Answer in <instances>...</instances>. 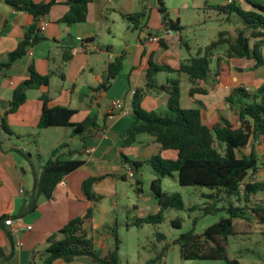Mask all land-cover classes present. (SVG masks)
Instances as JSON below:
<instances>
[{
  "label": "crops",
  "instance_id": "crops-1",
  "mask_svg": "<svg viewBox=\"0 0 264 264\" xmlns=\"http://www.w3.org/2000/svg\"><path fill=\"white\" fill-rule=\"evenodd\" d=\"M46 1L35 0L36 3ZM210 3L213 4L211 6L220 5L216 1L207 5ZM242 7L252 10L247 4H242ZM143 8L146 15L142 23L146 24L142 30H132L122 15L134 14ZM66 11L64 5L53 6L50 13L41 19L46 23L45 30L39 32L41 41L10 68L0 71V125L9 110L14 89L29 77L30 68L41 76L50 75L48 87L28 90L24 104L6 117V125L13 136H8L0 129V218L6 215L13 223L11 227L3 226L4 230L0 228V247L9 253L10 245L5 231L11 233L14 241L13 257L9 260L0 259V264H42L48 237L57 233L69 221L82 217L89 208L93 209L88 227L93 247L101 257L107 256L115 249L120 213L118 195L121 193L120 181H124L120 177L125 176L124 159L146 163L157 155L171 160L177 156L174 151L161 150L149 136L141 135L137 138V144L124 147L123 136L133 120L130 114L122 116L111 107L116 101H123L129 107L135 90L145 88L149 58L157 65L172 69H177L181 62L187 60L183 58L178 43L180 34L176 38H166L165 47L150 41L155 31H162V26L158 6L151 5L149 0H92L86 21L72 26L60 23ZM155 12L156 19L152 23ZM226 17L227 23L231 24L222 31H226L228 38L233 41L236 32L245 31V27L236 16ZM120 22L126 23V28ZM33 25L38 30L32 16L16 12L0 0V65L7 62L8 54L16 50L18 43ZM158 36L160 40L165 39L162 34ZM245 36L251 47L259 44L257 51L261 57L264 53V37L251 38L248 32H245ZM169 40H172L175 47L170 45ZM68 51L71 54L70 60L64 62V55ZM121 55L124 56L122 70L107 90L99 88L107 82L108 64ZM261 60L262 63L256 66L253 57L227 58L224 49H219L213 53V67L205 81L191 83L184 74L162 72L157 75V83L163 85L167 78H177L180 107L198 109L207 127L221 124L222 120L236 126L238 118L225 100L237 87L249 92L264 87L262 57ZM190 89L204 90L206 94L190 95ZM44 94L48 97L47 108L62 107L75 112L71 118L72 123L78 124L87 117H96L97 124L103 125L104 129L84 142L80 136L71 137L69 128L40 130L38 121L43 110L40 98ZM142 107L146 111L165 113L167 95L164 92L148 91ZM13 138L36 142L38 147L47 139H52L53 144L45 151L38 148L34 155L40 165L48 160L53 150L63 145L67 146L61 151L64 158L84 161L79 169L67 175L56 186L51 200L41 199L31 213L27 211L33 176L29 164L17 151L32 155L29 150L12 141ZM253 147L260 155L264 153L259 143H254ZM87 148L93 150L90 155L84 152ZM144 166L143 170L146 168ZM154 177V174L149 173V183ZM90 178H101L90 189L91 194L100 200L91 201L82 191V184ZM137 196L136 201L128 198L132 208L124 207L126 228L128 221L144 219L159 211L156 201L149 204L150 198L144 195L142 188ZM69 264L94 263L89 258H79Z\"/></svg>",
  "mask_w": 264,
  "mask_h": 264
},
{
  "label": "trees",
  "instance_id": "trees-1",
  "mask_svg": "<svg viewBox=\"0 0 264 264\" xmlns=\"http://www.w3.org/2000/svg\"><path fill=\"white\" fill-rule=\"evenodd\" d=\"M206 4L209 1H223L224 4L210 6L214 10L223 13L225 16L234 15L241 20L244 30L236 32L233 41L228 38L226 31H220L216 40L212 41L204 49L202 56L189 58L180 63L177 69L169 66H160L148 60L146 70L145 88L137 89L133 93L129 114L132 117V124L123 136V146L131 147L137 144V138L141 135L149 136L159 145L163 151H174L176 158L163 159L160 155L153 157L146 163L130 162L124 159L126 168L132 173L135 179L138 171L143 165H148L154 179L150 183V192L155 199L159 211L154 216L144 219H137L135 224L160 223L163 213L168 209L181 211L184 204L181 197L176 194L162 192V181L175 175L180 186L206 188L210 192L203 194L206 200L203 209L204 215L226 212L227 218H220L218 221L207 227L201 235L194 232L193 228L178 236L175 244L179 248L180 257L183 260H211L221 261L222 264H240L237 260L231 259L227 255L226 246L228 238L236 234L234 220L247 221L250 225H259L264 228V203L248 207V203L260 193H264V178L259 179L257 174L264 167V153L260 155L253 147L254 143H259L264 151V87L258 88L254 92H249L242 87H237L231 91L225 102L228 107L235 112L238 118L236 126L228 121L222 120L221 124L207 127L198 109H183L180 107V87L177 78H167L165 84L157 83L159 73L184 74L191 83L195 81H205L211 72V59L216 50L224 49L225 57L256 59V66L262 63L258 54V45L251 47L245 32L251 38L264 37V0H203ZM3 2L16 12L26 13L32 16L35 24L40 18L47 16L55 5H64L66 13L60 23L66 26L84 23L87 19L88 7L92 0H47L36 3L35 0H3ZM158 12L161 15L162 29L179 33L182 27L179 20L173 22L167 15L166 9L161 0H157ZM242 4H247L252 10H245ZM145 8L141 11L122 15V19L132 30H142L146 22ZM227 19V18H226ZM178 34V35H179ZM153 35H159L155 31ZM172 39V38H170ZM165 39L159 41L165 47ZM41 39L36 25L28 29L24 38L18 43L15 51L8 54V60L0 65V71L6 70L18 59L27 54L28 50L37 45ZM170 45L173 44L169 40ZM89 42V41H86ZM262 42V41H261ZM180 48L182 39L179 36ZM201 53V52H200ZM71 54L68 51L64 55V62L70 60ZM124 56L121 55L110 62L107 67V82L99 88L107 90L111 81L120 73L123 66ZM50 75L41 76L31 67L29 77L19 84L13 92L9 110L2 118L0 129L8 136H13L6 125V117L22 106L26 100V92L31 89L48 87ZM164 92L167 95V111L159 114L146 111L142 107V102L147 92ZM190 95L195 93L206 94L200 89H190ZM43 110L38 121V128L46 130L50 128H69L71 137L80 136L82 142L93 134H98L103 125L97 124L96 117H87L78 124L71 122L75 114L73 110L54 107L47 108L48 97L44 94L41 98ZM66 145L60 146L50 153L48 160L42 165L38 159V167L31 163V156L17 151L30 166L33 176V186L31 190V201L27 213L33 212L41 199L51 200L56 186L70 173L79 169L84 161L81 159H67L61 154L66 149ZM86 150V149H85ZM84 150V152H85ZM81 154L80 152H77ZM40 165V166H39ZM124 181L129 178L126 171L125 176L120 177ZM101 178H90L82 184V191L87 199L91 201L100 200L91 194V186ZM139 180L134 181L133 190L136 194L141 193ZM243 205L244 207H241ZM248 208V209H247ZM246 210L252 213L254 218L252 223L246 216ZM93 217V209L89 208L82 217H77L65 224L57 233L47 239V248L44 250L42 264H69L79 258H89L94 264H118L119 240L115 236V249L107 256L101 257L93 247L90 236L89 224ZM10 217L3 215L0 218V228L4 230V222ZM171 226L180 228V220L171 221ZM240 233L247 234L243 231ZM251 234V233H249ZM261 234H264L261 231ZM9 241L10 251L0 247V259L9 260L14 254V241L11 233L5 231ZM157 240L164 241V235L155 234ZM168 249L164 245L161 249L156 246L152 248L153 257L145 264H159Z\"/></svg>",
  "mask_w": 264,
  "mask_h": 264
},
{
  "label": "rangeland",
  "instance_id": "rangeland-1",
  "mask_svg": "<svg viewBox=\"0 0 264 264\" xmlns=\"http://www.w3.org/2000/svg\"><path fill=\"white\" fill-rule=\"evenodd\" d=\"M161 1L163 2L168 17L173 22L179 20L180 26L182 27L180 37L182 43L186 44V47L185 45H182L181 47L184 59L202 56L205 47L217 39L218 32L227 29L231 24L227 23V17L223 13H220L213 8H208V6L213 4L210 3L207 5L202 0ZM149 2L151 5L158 6L157 0H149ZM222 3L223 1H216V4ZM155 19L156 12L152 16V23ZM120 23L126 28V23ZM176 37H178V34L173 32V38ZM172 46L175 47L174 45ZM261 57L264 61V53ZM212 67L213 65L211 64L210 68L212 69ZM12 141L16 142L18 146L24 147L30 151L32 155L30 160L34 167H38L39 164L37 157L34 156L38 148H40L41 151H45L54 142L52 139H47L45 143L43 142L42 145L38 147L36 142L32 143L28 140L22 141L13 138ZM26 163L28 165V162ZM26 163L23 161V164L26 165ZM144 167H146L144 170L142 167L138 171L135 179L127 178L123 182L120 181L121 193L118 195L120 213L118 231L116 232L119 240L117 252L118 264H145L146 261L153 257L151 251L153 247L156 246L158 249H161L166 244L168 245V249L160 264H222L221 261H190L183 260L180 257L179 248L175 244V241L180 234L186 233L193 228L194 221V232L196 235H201L207 227L218 221L220 218H227L229 215L222 211L216 214L204 215L203 209L206 200L202 195L207 194L210 191L206 188L180 186L175 175L170 178H165L162 181V192L178 194L184 204V209L181 211L173 209L166 210L162 215L160 223L157 224L143 222L137 226L135 221L130 220L127 222L128 228L125 227L124 207L127 206L129 209L130 207L132 208L131 201L128 198H133L134 201L138 200V196L133 190L135 180L141 182L140 185L144 191V195L150 198L149 204L153 203V201L155 202V199L150 192V183L148 179L149 173L153 174V172L148 165H145ZM28 175L30 182H32L30 174ZM258 176L259 179L264 178V167L259 172V175L257 174V177ZM261 203H264V193L258 194L246 205L250 208ZM240 206L244 207L243 205ZM153 214L155 216L157 212H154ZM246 216L250 219V223H252V220L254 219L252 213L246 210ZM176 219L180 220V228H174L171 226V221ZM247 223L249 222L243 220H239L238 222L237 220H234L236 234L228 238L226 246L227 255L229 258L237 260L240 264H264V234H261V231L264 232V228L256 224L249 226ZM241 231L247 234H242L240 233ZM156 233L164 235L165 240H157L155 236Z\"/></svg>",
  "mask_w": 264,
  "mask_h": 264
},
{
  "label": "built area",
  "instance_id": "built-area-1",
  "mask_svg": "<svg viewBox=\"0 0 264 264\" xmlns=\"http://www.w3.org/2000/svg\"><path fill=\"white\" fill-rule=\"evenodd\" d=\"M228 3L231 2V0L227 1ZM42 18H40L37 21V25H38V31L39 32H43L46 28V23L44 21L41 20ZM159 34H162L165 38H169V37H173V31L171 30H165L162 29V31L159 32ZM150 41L153 43H159L160 41V37L157 35H151L150 37ZM111 109L115 112H118L120 115L122 116H127L129 115V107H126L125 104L123 103V101H116L113 103ZM93 152V150L91 148H87L85 150V154L90 155ZM124 169L128 175L129 178L132 177V173L126 168V166H124ZM13 225L12 220L11 219H7L4 222V226H9L11 227ZM30 229V227H29Z\"/></svg>",
  "mask_w": 264,
  "mask_h": 264
}]
</instances>
